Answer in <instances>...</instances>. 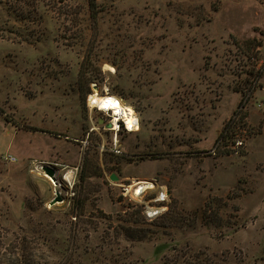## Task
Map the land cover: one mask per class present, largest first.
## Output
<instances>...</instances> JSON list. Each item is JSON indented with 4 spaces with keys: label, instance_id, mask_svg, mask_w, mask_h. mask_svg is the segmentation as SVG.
Wrapping results in <instances>:
<instances>
[{
    "label": "rangeland",
    "instance_id": "374dc122",
    "mask_svg": "<svg viewBox=\"0 0 264 264\" xmlns=\"http://www.w3.org/2000/svg\"><path fill=\"white\" fill-rule=\"evenodd\" d=\"M97 1L93 22L86 0H0L3 263L264 264V0ZM94 92L120 96L139 128L107 126ZM152 179L188 223L127 220L140 206L119 184Z\"/></svg>",
    "mask_w": 264,
    "mask_h": 264
},
{
    "label": "trees",
    "instance_id": "16d2710c",
    "mask_svg": "<svg viewBox=\"0 0 264 264\" xmlns=\"http://www.w3.org/2000/svg\"><path fill=\"white\" fill-rule=\"evenodd\" d=\"M86 4H87V9H88V16L91 19V21L96 22L98 19V13L101 11V6L98 3L97 0H86ZM246 44L251 47V46H255L258 45V42H256L255 38H252L250 40H247ZM91 62L88 59H83L80 65V70H79V75H78V82H79V87L80 90L83 91V93H86L89 89V84L90 82L94 79L92 78V76L89 74V69H92V67H90ZM238 113L237 110H235L233 112V115H236ZM231 121L232 118H230L225 125L223 126L222 130L219 132V134L216 137L215 143H217L219 140H221V138L223 137H230L226 131L228 130L229 126L231 125ZM82 203V202H81ZM82 206V204H81ZM171 207V204H169V208L167 210V212H165L163 215H161L160 217H164L165 221L163 222H148V223H153V224H157V226L159 227H171L174 226L175 222H186L188 223L190 221V217L186 216L181 210H177V214H170L169 213V209ZM125 213H128L129 217L127 218L128 221H130L132 224L138 226L140 224L143 223V216L142 214H140V207H134V209L132 211H128L126 210ZM142 218L139 219L137 218V216H139ZM184 214V215H183ZM205 216V215H204ZM159 217V218H160ZM179 220H183V221H179ZM191 222L193 223V220H191ZM128 235H130L131 237H142L145 236L146 233L148 234L150 231V228H147V232L146 229H142L139 227H130V226H123ZM153 232V231H152ZM30 255V256H29ZM177 258V257H176ZM6 264H30L33 260L31 258V254H25L22 253L20 256H16L13 259L10 260H5ZM0 264H4L3 263V259H2V252L0 251ZM189 264H221L219 263L218 260H210L209 258H200V257H196L194 261H191Z\"/></svg>",
    "mask_w": 264,
    "mask_h": 264
},
{
    "label": "built area",
    "instance_id": "2783aa9c",
    "mask_svg": "<svg viewBox=\"0 0 264 264\" xmlns=\"http://www.w3.org/2000/svg\"><path fill=\"white\" fill-rule=\"evenodd\" d=\"M116 97L123 103V99L120 96ZM119 123H121V121ZM218 142L215 144L214 149L211 150L214 154ZM232 145V148L236 149L242 145V140L240 138H234ZM144 182L146 181L133 180L129 183L121 182V184H119L121 185L120 195L124 199H128L134 205L140 206L144 218L148 221H152L165 213L168 209L169 192L164 184L158 183L154 179L148 180L150 183L149 185H146Z\"/></svg>",
    "mask_w": 264,
    "mask_h": 264
},
{
    "label": "bare ground",
    "instance_id": "6f19581e",
    "mask_svg": "<svg viewBox=\"0 0 264 264\" xmlns=\"http://www.w3.org/2000/svg\"><path fill=\"white\" fill-rule=\"evenodd\" d=\"M88 104L91 107L98 108L100 111L111 112L112 118L109 123L112 125V129L117 130L120 121H122L125 127L130 131L139 128V121L133 107L122 103L119 98L112 94L91 93L88 96ZM48 178L54 186L57 185L55 180H52L49 176ZM144 183L146 185L150 184L148 181Z\"/></svg>",
    "mask_w": 264,
    "mask_h": 264
},
{
    "label": "water",
    "instance_id": "95a60500",
    "mask_svg": "<svg viewBox=\"0 0 264 264\" xmlns=\"http://www.w3.org/2000/svg\"><path fill=\"white\" fill-rule=\"evenodd\" d=\"M107 126H111V124L108 123ZM45 169L47 170V172H48L49 174H52V170H51V168L46 167ZM111 179H113V180H117L118 177H117L115 174H112V175H111ZM58 193H59V192H58ZM57 200H61V197H60L59 195L56 196V198L53 199V200L51 201V203H54V202L57 201Z\"/></svg>",
    "mask_w": 264,
    "mask_h": 264
}]
</instances>
